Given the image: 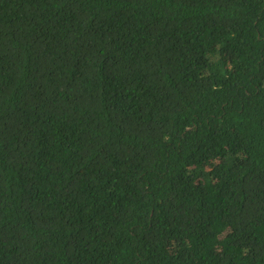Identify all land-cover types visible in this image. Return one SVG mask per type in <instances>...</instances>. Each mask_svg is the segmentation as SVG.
Segmentation results:
<instances>
[{
    "label": "trees",
    "instance_id": "1",
    "mask_svg": "<svg viewBox=\"0 0 264 264\" xmlns=\"http://www.w3.org/2000/svg\"><path fill=\"white\" fill-rule=\"evenodd\" d=\"M0 264H264V0H0Z\"/></svg>",
    "mask_w": 264,
    "mask_h": 264
}]
</instances>
